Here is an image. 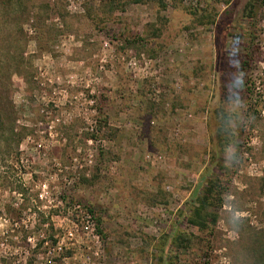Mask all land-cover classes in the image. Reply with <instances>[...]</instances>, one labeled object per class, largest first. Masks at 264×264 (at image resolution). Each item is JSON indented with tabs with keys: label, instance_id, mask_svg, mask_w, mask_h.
Segmentation results:
<instances>
[{
	"label": "rangeland",
	"instance_id": "374dc122",
	"mask_svg": "<svg viewBox=\"0 0 264 264\" xmlns=\"http://www.w3.org/2000/svg\"><path fill=\"white\" fill-rule=\"evenodd\" d=\"M0 264H264V0H0Z\"/></svg>",
	"mask_w": 264,
	"mask_h": 264
},
{
	"label": "trees",
	"instance_id": "16d2710c",
	"mask_svg": "<svg viewBox=\"0 0 264 264\" xmlns=\"http://www.w3.org/2000/svg\"><path fill=\"white\" fill-rule=\"evenodd\" d=\"M197 212H198V211H197ZM192 222L196 223V221H195V220H193V219H192Z\"/></svg>",
	"mask_w": 264,
	"mask_h": 264
}]
</instances>
